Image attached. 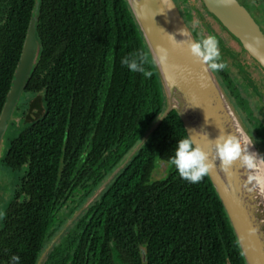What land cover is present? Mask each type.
Masks as SVG:
<instances>
[{"label":"trees","instance_id":"1","mask_svg":"<svg viewBox=\"0 0 264 264\" xmlns=\"http://www.w3.org/2000/svg\"><path fill=\"white\" fill-rule=\"evenodd\" d=\"M174 1L200 39L185 0ZM31 18L38 53L24 91L32 97L23 124L30 121L0 159L10 170L27 169L4 206L0 264H13V256L19 264H36L64 221L164 110L160 83L125 0H0V112ZM134 52L145 54L151 77L121 65ZM214 74L251 135L257 126L264 135L251 108L232 95L227 75ZM186 137L172 111L42 264H244L208 176L193 184L167 163ZM156 168L160 177L154 179ZM67 203L70 211L57 218Z\"/></svg>","mask_w":264,"mask_h":264},{"label":"water","instance_id":"2","mask_svg":"<svg viewBox=\"0 0 264 264\" xmlns=\"http://www.w3.org/2000/svg\"><path fill=\"white\" fill-rule=\"evenodd\" d=\"M200 1L206 11L239 42L242 49L264 72V33L247 9L237 0ZM125 2L142 37L151 63L156 57L157 46L168 49V60L165 65L159 62L152 63L165 97L164 110L127 157L67 219L59 232L47 244L36 264H42L64 231L133 158L172 111L179 117L186 135L191 136L194 144L199 145L210 155L212 148L209 140H215L220 131L225 134H235L237 131L246 134L249 138L253 137L214 72L205 71V66L188 54L186 45L171 42L169 35L178 42L187 39L179 34V30L184 28L189 33L190 39L195 40L176 2L168 0L170 9L162 4L161 0H125ZM34 23L35 18H31L19 62L0 112V159L3 156V140L8 132L9 120L26 89L30 70L37 57L38 43L34 39ZM170 77L174 79V85L170 83ZM244 77L264 106V94L258 91L251 79L247 81L246 75ZM252 139L254 144L249 150L263 156L255 139ZM213 163L215 167L207 176L226 213L244 264H264L263 197L256 193L250 194L241 188L245 175L244 170L239 168L238 162L232 166L231 177L220 169L218 159ZM162 165L161 168L165 170L164 164Z\"/></svg>","mask_w":264,"mask_h":264},{"label":"clouds","instance_id":"3","mask_svg":"<svg viewBox=\"0 0 264 264\" xmlns=\"http://www.w3.org/2000/svg\"><path fill=\"white\" fill-rule=\"evenodd\" d=\"M161 3L169 9L171 8L168 0H161ZM179 34L187 37V39L178 42L172 35H169L171 42L186 45L188 54L195 61L204 65L205 71L219 72L227 67L221 59L219 41L215 36L208 35L198 40H192L185 28L180 29ZM167 60L168 49L157 46L156 57L152 63L159 62L165 65ZM120 63L131 72L142 73L145 77L152 76V72L145 68L146 57L143 52L130 53L122 57ZM169 80L172 85L175 84L174 79L170 77ZM252 138L237 131L235 134H225L220 131L215 140L208 139L212 148L210 155L209 152L202 150L199 145L194 144L192 137L187 135L186 138L177 141L174 154L168 158L167 163L175 167L182 179L196 184L201 182L215 167L213 163L215 160L220 161V169L229 177L233 175V164L238 162L239 168L244 170L245 175L241 188L250 194L256 193L264 196V156L249 150L254 144ZM162 164L161 166H163ZM161 170L164 172L163 168ZM12 261L13 264H19V257L13 256Z\"/></svg>","mask_w":264,"mask_h":264},{"label":"rangeland","instance_id":"4","mask_svg":"<svg viewBox=\"0 0 264 264\" xmlns=\"http://www.w3.org/2000/svg\"><path fill=\"white\" fill-rule=\"evenodd\" d=\"M245 1L247 2V0H245ZM248 1H249L248 4H251L253 6H258L259 5L260 6V10H262V13H264V2H263V0H248ZM185 4L188 5V6H191L190 0H185ZM198 5L200 6V4H198ZM200 10H202V9H200ZM192 14H193V16L195 15L194 10H193ZM201 15L204 16L205 20L202 22V26L200 27L202 30H200L199 33L201 34L202 37H207L208 35H213V36H215L218 39L219 47H220V51H221V56L227 62V67L226 68L228 69L229 74H231V76H233L235 78V80L237 79L238 81H240L242 83V85H246V87L248 88L250 96L247 97V94H246V92L244 90H243V92H245V93L242 92L243 93L242 96L246 98V99L244 98L245 101L250 99L249 97H252L253 100L248 101V105L253 111V116H255L257 118V122L264 127V110H263V108H261L258 112L256 111L255 108L259 107L260 101L258 100V97H257L256 93L251 88V85L246 83L245 77H244L246 75L247 81L249 79H251L252 83L256 87H257V85L254 82H256L259 85L261 84L264 87V72H262L258 68L256 69V66L252 62L247 61V60H246L245 64L250 63L252 65V66H250L249 70H248V68H245L243 66L240 67L239 65H237V67H236L235 63H238L239 59L230 57L229 53L230 52H234L235 54H239L238 53V45H237V43L233 42L224 33L218 31L217 27L215 26V23L211 19H208L205 16L204 13L201 14ZM261 17L263 18L264 15L261 16ZM193 21H195V17H194ZM225 54H227L228 56L225 55ZM247 59H250V58L247 57ZM161 90H162V88H161ZM224 91L226 92L225 89H224ZM258 91L260 93L264 94V88L263 89H258ZM162 93H163V90H162ZM226 94H227V96L229 97V99L231 101V98H230L229 94L227 92H226ZM240 94H241V91H240ZM31 97H32V94L28 93V92H24L21 95V97H20V99H19V101L17 103V106L20 105L22 107V109L20 111L17 110L13 114V116L11 117V119H10L11 124H9L7 136L4 137L3 146L5 145V141L8 140L9 137L12 134H14L15 132L17 133L21 129V126L23 124V116H24L23 112H25V110H26V102ZM163 97H164V94H163ZM245 101H242V102H245ZM232 104L234 105L233 102H232ZM238 106H239V104H238ZM235 109L238 112L237 108H235ZM238 114L240 115L239 112H238ZM240 117L242 118L243 123L246 126V128L248 129V131H250V133H253L252 130H251V126L246 121V118L244 119L241 115H240ZM258 132L259 131H257V132L255 131V134H254L253 138L255 139V141H256V143H257L259 148H260L259 144H261V147H262V149L264 151V135L260 136ZM3 153H4V151H3ZM4 168L5 167L0 166V209H3L4 206H5V203L9 199H11L12 192H13V189H14L15 184L17 182V179H19L20 175L22 174V172H20L19 175L17 176L13 172L10 173L9 170H6ZM153 174L155 175L154 179L155 178H159L160 177V169H158V168L154 169ZM153 174L151 176V179L153 177ZM1 213H2V211H0V218H1Z\"/></svg>","mask_w":264,"mask_h":264},{"label":"flooded vegetation","instance_id":"5","mask_svg":"<svg viewBox=\"0 0 264 264\" xmlns=\"http://www.w3.org/2000/svg\"><path fill=\"white\" fill-rule=\"evenodd\" d=\"M193 1V2H192ZM242 6H244L246 9H247V11L251 14V16L255 19V21L259 24V26H260V28H261V30L263 31V33H264V17L262 18L261 16H263L264 15V13H262V10H260V6L258 5V6H253V5H251V4H248V0H247V2L245 1V0H237ZM201 1H198V0H190V3H191V6H188V5H186L185 3H184V7H187L188 9H189V12H190V15H191V18H190V23H192L193 22V27L196 29V31H197V33H198V35L200 36V38H202V36H201V34L199 33V31L200 30H202L200 27L202 26V22L205 20V18H204V16H202L201 14H205V16L208 18V19H211L214 23H215V26L217 27V30L218 31H220V32H222V33H224L227 37H229L233 42H235V43H237V45H238V53L239 54H235L234 52H230L229 54H230V57H232V58H238L239 59V62L238 63H235V66L237 67V65H239L240 67L241 66H243V67H245V68H248V70L250 69V66H252L250 63H247V64H245L246 63V60L247 61H250V62H252L255 66H256V69L258 68L259 69V67H258V65L250 58V56L242 49V47L240 46V44H239V42L232 36V35H230L221 25H219L220 23L217 21H215L216 19L208 12V11H206V9L204 8V6H203V4L202 3H200ZM263 2H264V0H263ZM198 4H200V6L198 5ZM203 7V8H202ZM179 8V7H178ZM192 8V9H191ZM200 9H202V10H200ZM193 10H194V12H195V15L193 16ZM198 10V11H197ZM252 12H251V11ZM261 12V13H260ZM194 17H195V21H193V19H194ZM192 19V20H191ZM219 23V24H218ZM235 50V49H234ZM236 52V51H235ZM223 55V54H222ZM225 55H227V54H225ZM228 56V55H227ZM247 57L248 58H250V59H247ZM221 59H222V61L224 62V63H226V65H227V62H226V60L224 59V58H222V56H221ZM222 73H223V75H227V77L229 78L228 80L230 81V84H231V89H232V91H233V94L232 95H234V96H236V100H240L241 102L242 101H245V97H243L242 96V94L243 93H245L246 92V94H247V97L248 96H250L249 95V90H248V88L245 86V85H242V83L240 82V81H238L237 79L235 80V78L233 77V76H231V74H229V72H228V69L227 68H225L223 71H221ZM221 74V73H220ZM220 76V75H219ZM221 80V79H220ZM223 82V81H222ZM256 85H257V88L258 89H263L264 87L260 84H257L256 82H254ZM226 90V89H225ZM241 91V94H240V91ZM243 90L245 91V92H243ZM226 92L229 94V96H230V93H229V90H226ZM243 92V93H242ZM245 98V99H244ZM250 99H248L247 101H245V103L248 105V101H250V100H253L252 99V97H249ZM249 106V105H248ZM261 108H263L262 107V104L260 103V105H259V107H256L255 109H256V111L258 112ZM22 109V107L19 105V111ZM251 111H252V109H251ZM16 112V108H15V110L13 111V114ZM23 115H24V112H23ZM252 115H253V111H252ZM13 116V115H12ZM255 117V116H254ZM256 118V117H255ZM23 119H25V117L23 116ZM30 119H31V117H30ZM257 119V118H256ZM30 121V120H29ZM29 121L26 123V124H22V126H21V129L16 133H14V134H12L10 137H9V139L8 140H6L5 141V145H4V153L6 152V150H7V146H8V144H9V140L10 139H13V138H15L23 129H25L28 125H29ZM9 124H11V121L9 120ZM259 124V123H258ZM259 126H262L261 124H259ZM263 127V126H262ZM264 128V127H263ZM254 132L256 131H261L260 129H259V127L257 126V128H256V130H253ZM0 166H2V167H5L4 169H6V170H9V172L11 173V172H13L15 175H19V173L20 172H22V174L20 175V177H19V179H17V182H16V184H15V187H14V189H16L17 187H18V185H19V182H20V180H21V177L24 175V173H25V171H26V169H27V166L26 165H24V166H22L21 167V169L20 170H17V171H13V170H10L8 167H6V166H3V165H1L0 164ZM17 178V177H16ZM13 189V190H14ZM10 200V199H9ZM9 200L5 203V206L7 205V203L9 202ZM71 206H72V204H69V203H67V204H64V206H62L60 209H59V211H58V214H57V218H62V217H64L65 215H66V211H67V209H68V211H70V209H71ZM0 211H2V213H1V218H0V229H1V226H2V217H3V211H4V208L3 209H0ZM78 218V217H77ZM76 218V219H77ZM75 219V220H76ZM74 220V221H75ZM67 221V220H66ZM66 221H64V223L66 222ZM74 221H73V223L64 231V233L59 237V239L56 241V243L52 246V248L50 249V251L48 252V254H47V256L49 255V253L51 252V250L53 249V247L55 246V245H57V244H59V242H60V244H61V239L66 235V233L67 232H69V230H70V228L72 227V225L74 224ZM64 223L60 226V228H59V230L63 227V225H64ZM59 230L57 231V232H59ZM55 236V235H54ZM53 236V237H54ZM52 237V238H53ZM51 238V239H52ZM74 238V237H73ZM50 239V240H51ZM50 240H49V242H50ZM47 256H46V258H47ZM45 258V259H46ZM45 259H44V261H45ZM43 261V262H44ZM42 262V263H43Z\"/></svg>","mask_w":264,"mask_h":264},{"label":"bare ground","instance_id":"6","mask_svg":"<svg viewBox=\"0 0 264 264\" xmlns=\"http://www.w3.org/2000/svg\"><path fill=\"white\" fill-rule=\"evenodd\" d=\"M263 197V199H264V196H262Z\"/></svg>","mask_w":264,"mask_h":264}]
</instances>
